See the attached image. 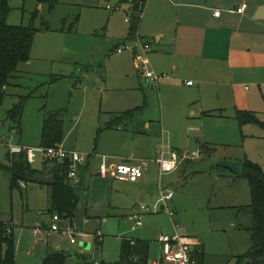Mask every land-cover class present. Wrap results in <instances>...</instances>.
Listing matches in <instances>:
<instances>
[{
  "label": "rangeland",
  "instance_id": "1",
  "mask_svg": "<svg viewBox=\"0 0 264 264\" xmlns=\"http://www.w3.org/2000/svg\"><path fill=\"white\" fill-rule=\"evenodd\" d=\"M117 2L57 0L52 6L49 1L10 0L8 22L33 23L38 28L31 57L19 62L0 104V220L14 218L17 243L21 230L26 231L19 262L21 256L27 262L36 257V263L31 264H41L46 246L43 235H37L31 224L23 223L24 213L29 212L28 205L18 190H11L10 174L1 166L9 162L6 140L13 135L14 142L40 145L46 113L62 110L64 147L78 150L95 170L98 171L105 154L107 165L121 157L145 158L154 171L153 181L144 185L110 175L104 178L98 173L89 181L86 178L89 189L81 192L74 224L71 223L78 229L77 243H72L62 230L50 237L53 247L74 255L66 264H85L82 257L75 255L77 252L84 253L89 261L117 260L123 237L149 239L150 259H158L162 253L159 236L176 233L198 238L205 245L207 263L236 264L235 256L247 251L251 244L250 181L246 175L232 174L217 161L239 160L224 157L238 153L243 159L247 156L259 162L264 169V127L249 123L243 126V133L225 136L217 124L210 123L206 130L208 140L215 147L212 153L202 152L195 127L178 139L164 137L161 108L153 101L152 91L156 88L140 71L131 50L117 51V47L125 43L139 44L138 38L127 37V5L115 10L107 8V4ZM21 95H26L27 99L21 127L17 130L12 127L14 121L7 110ZM138 106H142V110L137 119H124L118 125L125 131L106 126L115 112ZM261 117L264 120V114ZM146 121L152 124L148 127L149 133H135L136 126L147 127ZM3 134L8 136L6 140ZM163 144L201 152L199 156L182 160L179 171L161 176L156 158ZM34 165H40V161ZM175 174L180 180L175 179ZM161 188L174 190L167 205L157 202ZM141 204L151 211L143 214L142 224L134 226L129 214L137 211ZM49 222L52 224V216ZM87 240L90 245L84 247Z\"/></svg>",
  "mask_w": 264,
  "mask_h": 264
},
{
  "label": "crops",
  "instance_id": "2",
  "mask_svg": "<svg viewBox=\"0 0 264 264\" xmlns=\"http://www.w3.org/2000/svg\"><path fill=\"white\" fill-rule=\"evenodd\" d=\"M243 2H247L243 10H231ZM122 3L123 7L125 4L127 8L129 7V3ZM260 5H264V0H148L135 37L129 36L130 20L125 19L129 23L127 37H141L151 45L147 67L154 69L159 76L156 81L152 79L148 81L156 88L152 91L153 101L161 108V131L164 137L172 136L178 139L190 133L189 130L195 127L196 139L199 141L202 152L208 153L203 149L206 145L213 148L210 152L212 153L215 147L208 140L210 138L206 130L210 123L217 124L222 135L231 136L239 134L240 131L243 133V126L249 124L239 123L236 117L238 109L255 111L263 120L261 114H264V11L262 17L254 16ZM217 8L221 9L220 15L214 13ZM131 51L135 55L136 49ZM190 80L191 83H189ZM117 113L119 112H115L114 115ZM137 114L130 119H137ZM144 123L147 127L138 125L134 132L149 133L148 127H152V124L147 121ZM110 128L125 131L122 127ZM7 137L3 134V140ZM157 138L156 136V141ZM199 139H205V141L202 142ZM161 148L166 151H183L164 144ZM224 157L241 161L248 158L246 156L243 159L238 153L225 154ZM84 164L88 166L86 178L88 177L89 181L93 175L97 174V170L86 160ZM179 169L182 168L178 165L172 171L161 172L159 167L161 176L167 172L179 171ZM229 170L232 174L241 175ZM109 175L101 176L107 178ZM153 176L154 171L147 164L141 177L135 180L117 179L144 185L153 181ZM175 177L176 180H180L178 174H175ZM88 181L87 190L89 189ZM14 190L19 191L20 197L26 200L28 205L27 211L29 212L24 213L23 223L31 224L37 235H43L42 239L46 246L43 259L49 248H55L50 244V237L59 231L51 228L49 220L52 214L46 211L47 186L34 181H22L21 187ZM157 202L159 203V198ZM169 214L173 215V212ZM73 217H61L63 222L60 220L59 223L61 226L67 223L74 224ZM5 221L11 224L16 240L14 218L11 217ZM25 232V229L21 230L19 245L16 240V264H31L37 261L34 257L32 261L27 262L21 256V263L19 262ZM86 243L90 245L87 240L84 247H88ZM200 244L205 250V245L202 242ZM81 253L77 252L75 255L82 257L85 264H89L87 256ZM71 256L74 255L70 253L69 257ZM151 261L153 260L150 259ZM76 264L80 263L76 262ZM203 264H210L206 262V250Z\"/></svg>",
  "mask_w": 264,
  "mask_h": 264
},
{
  "label": "trees",
  "instance_id": "3",
  "mask_svg": "<svg viewBox=\"0 0 264 264\" xmlns=\"http://www.w3.org/2000/svg\"><path fill=\"white\" fill-rule=\"evenodd\" d=\"M49 1L53 6L57 0ZM129 3L132 16L129 25V36L135 37L140 25L142 14L148 0H119ZM10 0H0V104L3 103L18 63L31 57L33 40L38 28L33 24H12L8 22ZM35 13L33 17H35ZM44 27H48L47 21ZM26 95H21L18 101L7 110L8 116L14 121L12 127L20 130ZM142 110V106L131 108L115 114L106 126L118 127L124 119H130ZM236 117L241 125L257 123L264 127L255 111L238 109ZM65 137L64 116L62 110L48 111L43 120L40 145L52 146L62 143ZM205 151L213 148L203 146ZM8 163H1L10 174V188L21 187V182L34 181L46 185L48 189V202L46 211L61 217L72 218L76 212L81 192L87 190L86 172L87 164L81 167V180L72 184L68 178V163L58 160H46L38 167L31 164L25 153L10 154L7 152ZM243 175L250 181L252 201L249 210L253 216L250 227L251 244L247 251L235 256L236 264H264V169L254 160L246 158ZM8 221L0 220V264H16V240ZM150 240L145 238L123 237L120 257L114 261L90 260L89 264H151L149 259ZM194 255L203 264L205 254L204 246L199 244L193 250ZM70 253L49 248L41 264H65Z\"/></svg>",
  "mask_w": 264,
  "mask_h": 264
},
{
  "label": "built area",
  "instance_id": "4",
  "mask_svg": "<svg viewBox=\"0 0 264 264\" xmlns=\"http://www.w3.org/2000/svg\"><path fill=\"white\" fill-rule=\"evenodd\" d=\"M247 6V2H243L238 7L231 8L232 11H241ZM123 3L118 1L115 5L107 4V8L115 10L121 9ZM214 13L216 15L221 14V9H215ZM132 16V8L128 7L126 20H130ZM139 40L138 45H131L125 43L123 46H118L117 51H123L125 49L135 50V58L139 64L140 71L147 79L157 80L158 73L152 68H148L149 64L148 52L151 49L149 42L144 41L141 37H137ZM192 81L190 80L189 83ZM13 135H10L8 141L9 153H25L28 161L31 164H35L37 161H46V160H58L65 161L68 163V178L70 183L77 184L81 180V167L85 162V157L76 149H70L63 146L62 143H58L52 146H27L19 142H14ZM200 155L199 150H170L166 151L162 149L160 155L156 158L159 163L161 172L172 171L174 170L179 163L189 157H196ZM106 155H103V162L100 164L97 173L101 175H112L119 179H131L135 180L141 177L144 173L146 165L148 164V159L139 158L136 160H129L124 157L118 159L117 162L111 163L110 165L106 164ZM174 190L172 188H161L159 202H163L165 205L168 199L172 198ZM167 208V207H166ZM166 210L169 211L167 208ZM151 211L150 207L145 204H141L137 211H133L130 214L131 219L133 220V225L137 226L142 223V216L145 212ZM172 213L171 211H169ZM53 222L51 228L54 230H62L69 235V239L72 243H76L78 238L76 234L78 229L75 225L67 223L64 226H61L59 221L61 216L58 213L52 214ZM158 241L162 245V253L158 259L151 261V264H201L199 259L194 255L193 250L196 246L200 244L199 240L196 237H192L185 234L176 233L172 236L170 235H161L158 238Z\"/></svg>",
  "mask_w": 264,
  "mask_h": 264
},
{
  "label": "water",
  "instance_id": "5",
  "mask_svg": "<svg viewBox=\"0 0 264 264\" xmlns=\"http://www.w3.org/2000/svg\"><path fill=\"white\" fill-rule=\"evenodd\" d=\"M264 5H260L256 11H255V17H262ZM218 165L225 166L233 171H235L237 174H242L244 170V163L241 160H232V159H220L217 161ZM88 246V243H86Z\"/></svg>",
  "mask_w": 264,
  "mask_h": 264
}]
</instances>
